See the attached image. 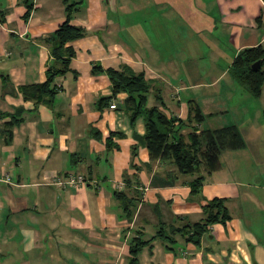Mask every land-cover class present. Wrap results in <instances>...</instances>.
I'll return each mask as SVG.
<instances>
[{
  "label": "crops",
  "instance_id": "obj_1",
  "mask_svg": "<svg viewBox=\"0 0 264 264\" xmlns=\"http://www.w3.org/2000/svg\"><path fill=\"white\" fill-rule=\"evenodd\" d=\"M114 1L83 0L71 23L86 34L67 44L74 51L67 72L37 101L21 88L61 68L46 39L65 20V5L0 0V264H130L132 238L147 241L162 224L199 222L214 198L227 200L228 222L208 226L198 244L154 239L135 264H264V86L258 103L247 104L254 100L228 72L240 50L264 48V2L152 0L139 8L145 0H122L125 15L114 21L108 16ZM139 2L137 10L125 6ZM162 5L170 19L154 38H130L129 28L154 32L147 23L163 18L155 16ZM178 13L191 16L180 23ZM122 66L150 82L148 108L184 121L188 104L200 108L203 121L177 132L184 141L194 127H237L244 145L224 150L212 173L201 167L197 195L190 188L196 175L181 174L169 160H150L143 118L131 122L128 95H112L106 70ZM230 93H242L247 103L233 104L234 117L222 123ZM68 173L96 185L57 188L56 177ZM115 193L138 196L131 215Z\"/></svg>",
  "mask_w": 264,
  "mask_h": 264
},
{
  "label": "trees",
  "instance_id": "obj_2",
  "mask_svg": "<svg viewBox=\"0 0 264 264\" xmlns=\"http://www.w3.org/2000/svg\"><path fill=\"white\" fill-rule=\"evenodd\" d=\"M264 2V0H262ZM65 5L66 18L46 39L50 45L52 55L60 62L61 68L57 71H47V79L42 84L23 86L21 92L27 98L37 101L52 94L51 84L54 77L67 72L69 62L74 56V51L68 43L84 37L85 29L72 25L74 12L83 4V0H62ZM260 61L258 70H252L251 66ZM95 69V68H94ZM230 76L254 98L261 96L264 86V48L255 46L244 48L233 59L229 70ZM109 76L112 95L126 93L125 110L130 116L131 122L142 117L146 132L141 139L149 152L150 160L171 161L178 171L184 175L194 176L190 183L191 194L197 195L204 183V175L199 172L203 167L205 174H210L219 167L221 153L226 149H238L244 145L236 126H227L216 130H199L192 128L184 141L177 135L178 130L192 121L200 124L204 116L196 104H188L189 118L187 121L179 118H168L157 107H147V99L151 89L150 82L143 73H134L131 68L122 66L118 70H106ZM156 99L160 100L157 95ZM176 129V130H175ZM138 194L137 190H135ZM122 209L127 215H131L139 203L137 195L128 198L126 194L115 193ZM226 199L214 198L202 207L203 219L196 223L184 221L180 226L166 227L161 225L156 235L144 241L140 237H134L129 243L130 264H135L140 251L154 239L161 238L168 245L175 242V237H181L185 242L198 244L200 238L213 224H225L231 219L226 206Z\"/></svg>",
  "mask_w": 264,
  "mask_h": 264
},
{
  "label": "rangeland",
  "instance_id": "obj_3",
  "mask_svg": "<svg viewBox=\"0 0 264 264\" xmlns=\"http://www.w3.org/2000/svg\"><path fill=\"white\" fill-rule=\"evenodd\" d=\"M150 1H152V0H145V2H144V4L142 3V2H139V4L138 3H135V4H131V3H129V4H125V6H128V8L129 7H131L132 9H134V10H137V7H139V5H141V4H143L142 6H140L139 8H142V7H144L145 5H149V2ZM172 1H174V0H172ZM177 1V6H181V4L179 3V1H183L184 2V0H176ZM123 3V1L122 0H117V1H114V2H111V4H110V6H108V16H109V18H112V19H114V21H116L117 19H118V17H120V16H122V15H125V13L123 12L124 11V4H123V6H120V3ZM169 2V0L168 1H166V3H168ZM170 4V3H169ZM80 8V7H79ZM79 8H78V10H79ZM181 8V7H180ZM180 8H177L178 10H180ZM183 8V7H182ZM161 9L162 10H160V13L161 14H155V16H162L163 18H150L149 20L150 21H152L153 20V22H148L147 23V25L148 26H152L153 28H154V32L151 34L148 30L146 31L145 29L143 30V32H142V30H139V32H137V31H130V30H132L131 28H129L130 30H128V32H129V34L131 35L132 33H133V35H131L130 36V38H133V39H135V36H136V33H138L139 35H138V38H140V39H143V41H148V42H150L151 41V39H153L154 37H153V35L154 34H156L157 33V26L158 27H160V26H162L161 25V22L163 23V21H165V20H169L170 18H169V15H168V13H164V10H166V12H168L169 11V9H168V6L166 5H162L161 6ZM77 10V11H78ZM125 10H126V8H125ZM75 13V12H74ZM177 16L176 18L174 17V16ZM196 15H200V13L198 12V13H196ZM174 19L175 20H178L180 23H183V21H184V19H189L190 18V14H184V13H178V14H174ZM182 18V19H181ZM116 19V20H115ZM135 16H131L130 15V21H135ZM174 19H173V21H174ZM181 19V20H180ZM128 24V23H127ZM130 25L128 24V27H129ZM129 38V37H128ZM129 38V39H130ZM135 41V43L137 44V41L136 40H134ZM207 64H209L210 66L213 64V61H208L207 62ZM242 88V87H241ZM242 90L244 91V90H246L245 88H242ZM245 92V91H244ZM246 92H248L247 90H246ZM239 93V92H238ZM242 94V93H241ZM241 94H237V93H230V94H226V103H225V106H224V109L226 110V111H228L227 113H226V116H220L219 117V120L222 122V123H225V122H223V121H228V120H230L231 121V119H232V117H234L233 115H231L232 113V106H233V104H246L247 103V101H245L242 97H241ZM249 94V93H248ZM249 96V98H251V100H254V101H251V102H249V103H247V104H257L258 103V100L257 99H255L252 95H248ZM252 96V97H251ZM244 100V103L242 102ZM224 104V103H223ZM221 107V106H220ZM252 107L254 108L255 107V105H252ZM222 108V107H221ZM220 125H222V124H220Z\"/></svg>",
  "mask_w": 264,
  "mask_h": 264
},
{
  "label": "built area",
  "instance_id": "obj_4",
  "mask_svg": "<svg viewBox=\"0 0 264 264\" xmlns=\"http://www.w3.org/2000/svg\"><path fill=\"white\" fill-rule=\"evenodd\" d=\"M110 109H115L116 108V104L112 103L109 106ZM87 183H93L94 185H96V182L94 181H89L87 180V178L83 175L80 174H71L68 173L66 175H59L56 177L55 181L53 182V184L57 187V188H77L81 185L87 184Z\"/></svg>",
  "mask_w": 264,
  "mask_h": 264
},
{
  "label": "water",
  "instance_id": "obj_5",
  "mask_svg": "<svg viewBox=\"0 0 264 264\" xmlns=\"http://www.w3.org/2000/svg\"><path fill=\"white\" fill-rule=\"evenodd\" d=\"M260 63H261L260 61H257L254 64H252V66H251L252 70H254V71L258 70L260 67Z\"/></svg>",
  "mask_w": 264,
  "mask_h": 264
}]
</instances>
